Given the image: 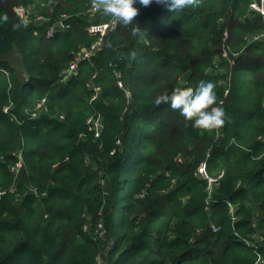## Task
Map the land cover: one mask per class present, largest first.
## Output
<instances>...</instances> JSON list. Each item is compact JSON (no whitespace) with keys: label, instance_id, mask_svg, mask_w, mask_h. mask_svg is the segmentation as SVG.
<instances>
[{"label":"trees","instance_id":"1","mask_svg":"<svg viewBox=\"0 0 264 264\" xmlns=\"http://www.w3.org/2000/svg\"><path fill=\"white\" fill-rule=\"evenodd\" d=\"M89 2L0 0V17H8L0 20V187L5 192L0 264H100L101 255L103 264H264V122L256 132V111L243 107L241 92L251 75L253 99L261 101L264 119V42L233 46L228 59H217L221 68L230 67L224 78L233 77L229 94L234 93L231 102L217 103L226 113L218 130L192 127L154 104L159 94L194 90L199 81L212 80L214 48L230 31L227 25L245 12L240 6L249 7L251 0H200L199 9L176 14L156 0L149 6L137 3L134 23L141 32L135 24L118 22L91 61L61 82L73 53L98 41L89 29L110 18L90 15ZM15 7L29 14L26 26L16 30L12 25L26 19L15 16ZM52 27L54 36L48 38ZM16 50V65L1 59ZM249 62L254 68L247 70ZM92 86L101 94L90 106L85 102L94 95ZM42 98L48 113L31 120L26 111ZM93 113L103 119L98 139L87 125ZM250 136V145L241 142L245 149L232 147L234 140ZM208 151L213 163L231 156L239 173L219 182L209 206L208 182L197 175ZM180 154L187 160L174 162ZM20 160L23 167L15 174ZM56 161L57 168H46ZM52 180L54 187L48 184ZM10 185L17 191L10 193ZM39 199L53 218L32 231L26 220L34 217ZM175 209L180 223L169 241L168 228L156 227L169 222ZM99 225L110 247L98 237ZM13 231L21 232L18 241L9 239Z\"/></svg>","mask_w":264,"mask_h":264},{"label":"rangeland","instance_id":"2","mask_svg":"<svg viewBox=\"0 0 264 264\" xmlns=\"http://www.w3.org/2000/svg\"><path fill=\"white\" fill-rule=\"evenodd\" d=\"M240 7L242 9H245V12L243 13V15H241L240 17H238L237 22H235L236 21L235 20L232 23H229L227 25L228 26V29L230 28L231 34H230V31L229 30H226L224 32L223 41H221V39H220V42H218L217 43V46L214 48V50L216 51V53L212 56V58H213V60H215V63H212V67L208 70V74L211 76V79H212L211 81L214 80V83H215V86H216L215 87V91L217 93V103L218 102H221V101H224V100L227 103L229 101L231 102L232 101V96L234 97V93L233 92L229 94V86L231 84H233L232 81H231L233 79V77H226V78H224V75L225 74L230 73L229 72V68L230 67L229 68H227V67L221 68L220 65H219V62L217 61V59H218L216 57V56H218L217 54H222L223 55V58L228 59L229 56H231L230 53H231V48H233V46L236 48V47H240V46L243 45L245 48H247L249 45H260L262 42H264V16L255 15L254 13H252L250 11V7H247V8L245 6H240ZM15 8L13 9L14 10V13H15V16H20V17H25L26 18L25 15L22 16L21 14H19L17 12L18 10H16V12H15ZM24 11L26 12L25 9H24ZM238 11H239V9H238ZM39 21H42V20H39ZM26 22H28V21L26 20ZM236 23H240V24L245 25L246 26V31H244ZM234 30L240 31L241 32V36L237 37L235 35V33L232 34V32ZM243 32H245V33H243ZM255 37H259L261 39H260L259 42L252 43V39L255 38ZM238 38L241 40L240 44L238 43L239 42ZM1 59H4V60H7L8 59L9 60L8 62L12 63V65L13 64L16 65L19 62V60H20L19 50H16L12 55L1 57ZM131 61H132V58H131L130 62ZM232 65H233V63H232ZM252 68H254V64L251 65L250 62H249L247 64V70L248 69H252ZM249 76H251V75H249ZM249 76L247 77V81H246V84L247 85L244 86L243 90L241 91L243 94H245V102L243 104V107H245L247 111H250L253 108H254V111H256V114H255V116H257L256 122L259 125V127H257V130H256V132H257V131L260 130V127H262V122H264L263 121L264 119H263V117L261 116V113H260L261 112V107H260V109H258V104L261 103V101H258L257 99H256L257 101H255L253 99V93L256 94V90H253L251 88V86H250L249 83H250V81L252 79V76L251 77H249ZM225 87H227V88H225ZM90 100L89 101L87 100V102H85V103L88 104V102H89L90 106H92L93 103H91ZM93 114H91V115H93ZM99 115H101V114H99ZM256 132L254 134H256ZM241 142H243L246 145H250L252 143V137L251 136L250 137H246L244 139V141L234 140L232 142V147L235 144H237L241 148L245 149L246 148L245 145L244 144H241ZM210 154H211V151H210ZM260 154L261 155H264V151H261L260 150ZM181 156H183L184 158L181 157ZM206 159H207V157H206ZM185 160H187L185 158V156L180 154V155H178V159H176V160L174 159V162L183 163V162H185ZM225 160H226V158H225ZM225 160L220 158V159H218L216 161V163H213V161L211 162V158L207 159V172H208V175L210 177H213V178L220 177L222 175V178L220 179V181L222 179L224 180L229 174L230 175H236L237 176L239 173H238L237 168L235 167V164H234V161H233L232 157L230 156V158H229L228 161L227 160L225 161ZM17 163H18V161H17ZM16 164H15L14 168H16ZM46 165H47L46 168L48 170L49 169H53L54 170L55 168H57L58 162L56 161L55 163L51 164L52 166L50 165V163L49 164H46ZM14 168L12 169V171H13V173L16 174V172L14 171ZM194 175L198 179H199V177H201V175L199 173V169L197 171V175L199 177L196 175V172L194 173ZM206 183H207V181H206ZM48 184H49L50 187H54L55 186V182L53 180L51 182H49ZM0 189L3 191V189L1 187H0ZM9 189H10L9 190L10 193H14V191H17V187L16 186H11L10 185ZM33 189L34 188H30V191H32ZM215 189H214V193H215ZM4 194H5V192H4ZM19 195H18V198H20ZM45 197H46V193L45 194H42V197L40 199L45 198ZM40 199L36 201L37 211H36L34 217L33 218H28L26 220L27 221V226L32 231H35L37 225L39 223H42L44 221V219L45 220H47V219L50 220V219L53 218L51 216H47L48 214L46 213V210H45V208L43 206V201L40 200ZM19 204H20V202L16 203V205H19ZM116 206H117L116 207V213L118 214V212L120 210V200H119V202H117V205ZM231 206H232L231 207L232 208V211H234V214H235L236 207L234 205H231ZM178 214H179L178 209L177 210L175 209V211L173 213V217L169 220V222L167 220H165L164 222L159 223L157 225V227H156L157 229H159V227H162V226L165 227V229L168 228V230L172 234V236H170V234L168 235V237H170L169 241L175 239L174 230L173 229H174V224L178 225L180 223L179 221H175L176 218H178ZM170 224H172V225H170ZM213 227L214 226H212V229H214ZM156 228L152 229L153 233H155ZM87 230H88L87 232H89V230H90V226L89 225H88V229ZM162 234H163L162 240L165 241L166 240L165 233H162ZM154 235L157 236L158 234H154ZM7 236H8V234H7ZM98 237H101L102 238L101 241L103 242V244L106 247H110V245L112 244V243H110L109 246L107 245V243H106V241L104 239L105 236H104V234H102V230H101V233L99 234ZM20 238H21V232L13 231V232H11L9 234V239L12 242H15L16 240L18 241V239H20ZM7 248H10V245H7ZM98 261H99L100 264H103L104 260L102 258V255H101V260L98 259Z\"/></svg>","mask_w":264,"mask_h":264},{"label":"clouds","instance_id":"3","mask_svg":"<svg viewBox=\"0 0 264 264\" xmlns=\"http://www.w3.org/2000/svg\"><path fill=\"white\" fill-rule=\"evenodd\" d=\"M156 2L166 5L167 8L175 14L177 11L187 12L189 10H195L201 7L200 0H156ZM263 2L264 0H251L249 4L250 11L255 15L264 16V12L259 13L251 8L252 4L254 3L262 4ZM137 3L143 6H149L150 4L153 3V0H91V2L89 3L90 4L89 10L92 5V7L95 10L100 12L99 14L109 16L114 21L119 22L125 26L130 24H135L136 25L135 31L141 32L138 25L134 23V18L139 13V9L134 6ZM18 8H23V7H18ZM21 18L24 19L25 17H21ZM25 19L28 21L29 15L28 18ZM0 20L6 22L8 20V17L5 15L3 17H0ZM39 20H43V19L39 17ZM21 24L26 26V21L13 24L12 27L14 30H16L21 27ZM132 55L134 56L135 52H133ZM217 55H218L216 56L217 58L223 57L222 54H217ZM234 55H236V53H234ZM215 87L216 86L213 81L201 80L199 81L197 87L194 90H187V91L176 90L172 92L171 95H166V94L157 95L154 98V104L158 108L161 106L168 108L172 113L177 114L182 121L189 122L192 127L206 131L218 130L225 124L226 113L223 107L217 105V93L215 91ZM41 116L42 115H40V117ZM208 153H210V151H208L207 154ZM213 194L214 191L212 194L208 193V197L206 200L208 206L213 199ZM213 228L215 229V227ZM100 229L102 230V234H104L103 227L100 228L99 225L98 226L99 234L101 233Z\"/></svg>","mask_w":264,"mask_h":264},{"label":"built area","instance_id":"4","mask_svg":"<svg viewBox=\"0 0 264 264\" xmlns=\"http://www.w3.org/2000/svg\"><path fill=\"white\" fill-rule=\"evenodd\" d=\"M251 8L259 13L264 12V2L261 4L259 3H254L252 4ZM18 10L17 12L21 14L22 16L25 15L26 18H28V14L24 11L23 8H16ZM100 12L95 10L92 5L89 10L90 15H97ZM41 19H43L41 17ZM61 26L64 28L66 27L64 24H61ZM118 27V22L114 21L111 17L105 21L101 22L97 25L92 26L89 30L92 34L98 35L99 39L96 43H94L90 48L87 50H82L81 52H74L73 56L74 59L72 60L71 64L63 70V72L60 74L61 82H65L69 80L73 75L76 74L77 70L79 69V66L81 63L86 62V61H91L92 56L95 54V52L99 49L100 45L103 43L104 38L109 35L112 32H115ZM55 32V28H49L47 31L48 37H53ZM261 38L255 37L252 39V43L259 42ZM237 55V54H236ZM117 77L120 78V75L117 74ZM119 85L120 87H123L122 82L119 80ZM93 91L94 95L91 98L90 102L94 103L97 101L99 95L101 94L100 88H96L94 86ZM223 104L221 103L219 106H222ZM10 110V107L5 108V113H8ZM48 105H47V98H43L37 107L32 110V111H26V114L30 117L31 120H37L40 115H43L45 113H48ZM63 119V117H61ZM87 125H88V130L90 133L94 135V138L98 139L101 136V133L104 130V125H103V119L99 114H93L91 115L88 120H87ZM261 140L264 142V135L261 137ZM118 143H120L118 141ZM210 157V153L207 154V158ZM180 159V158H179ZM23 167L22 161H18L16 164V168H14V171L16 174L19 173L20 169ZM199 173L202 178L206 179L208 181V186H207V191L209 194H212L215 187L219 184L220 179L222 178V175L220 177H210L207 172V161L202 163L201 166L199 167ZM33 192L36 193V189H33ZM4 192L0 189V198L3 196ZM231 206V205H230ZM232 207V206H231ZM232 210V208H231ZM100 228L102 226L100 225ZM245 244L254 250H257L259 248V244H250V241L245 240ZM251 245V246H250ZM262 262L259 261L257 264H261Z\"/></svg>","mask_w":264,"mask_h":264}]
</instances>
